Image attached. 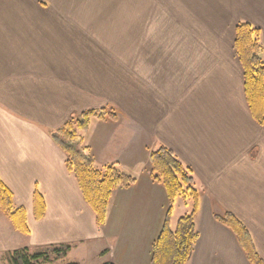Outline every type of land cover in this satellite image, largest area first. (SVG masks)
Masks as SVG:
<instances>
[{
  "label": "crops",
  "instance_id": "obj_1",
  "mask_svg": "<svg viewBox=\"0 0 264 264\" xmlns=\"http://www.w3.org/2000/svg\"><path fill=\"white\" fill-rule=\"evenodd\" d=\"M240 21L261 28L264 44V0H0V178L30 229L16 230L0 209V264L17 248L63 243L72 246L63 259L77 264H152L170 208L150 174V153L162 144L204 190L187 264H250L215 219L225 211L264 259V125L245 95ZM92 109L117 118L91 120L81 131L86 152L136 178L112 192L101 226L50 134ZM181 205L192 210L178 199L173 227Z\"/></svg>",
  "mask_w": 264,
  "mask_h": 264
},
{
  "label": "trees",
  "instance_id": "obj_2",
  "mask_svg": "<svg viewBox=\"0 0 264 264\" xmlns=\"http://www.w3.org/2000/svg\"><path fill=\"white\" fill-rule=\"evenodd\" d=\"M235 47L244 68L245 95L251 115L258 124L264 125V44L261 28L248 21H240L236 27ZM116 118L115 109H92L72 117L60 128L50 131L53 140L65 152L67 169L75 174L85 200L96 214L99 226L105 223L112 192L118 187H130L136 182V178L123 172L116 164L96 165L86 152L87 148L82 145L81 131L89 127L92 119ZM150 163L151 177L165 187L170 202L163 229L153 245L152 264H187L193 256L199 237L196 218L200 196L204 190L200 188L192 168L166 145L162 144L151 151ZM178 199L189 201L192 210L181 216L173 227L171 213ZM0 209L16 230L30 233L25 209L15 207L14 194L1 178ZM34 213L36 219L45 216V201L37 191L34 195ZM214 216L233 231L250 264H264L252 234L234 213L215 212ZM71 248L70 244L64 243L17 248L8 253V264H44L60 260L68 255ZM103 264L115 263L108 261Z\"/></svg>",
  "mask_w": 264,
  "mask_h": 264
},
{
  "label": "rangeland",
  "instance_id": "obj_3",
  "mask_svg": "<svg viewBox=\"0 0 264 264\" xmlns=\"http://www.w3.org/2000/svg\"><path fill=\"white\" fill-rule=\"evenodd\" d=\"M186 205H181L178 206L175 211H174V217H173V223L176 224L177 220L185 215L186 213H189L188 211L190 210V207H185ZM29 237L25 236V238H21V239H17V243L20 244V246L22 245H28L29 244ZM73 260L70 258H66V259H61V260H51L48 261L44 264H67V263H72Z\"/></svg>",
  "mask_w": 264,
  "mask_h": 264
}]
</instances>
